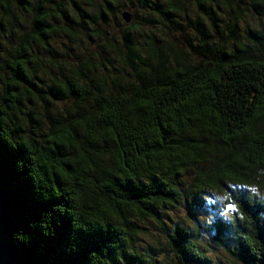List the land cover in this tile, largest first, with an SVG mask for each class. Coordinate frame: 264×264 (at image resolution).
I'll return each instance as SVG.
<instances>
[{
    "label": "trees",
    "instance_id": "16d2710c",
    "mask_svg": "<svg viewBox=\"0 0 264 264\" xmlns=\"http://www.w3.org/2000/svg\"><path fill=\"white\" fill-rule=\"evenodd\" d=\"M0 185L24 264H264V0H0Z\"/></svg>",
    "mask_w": 264,
    "mask_h": 264
},
{
    "label": "water",
    "instance_id": "95a60500",
    "mask_svg": "<svg viewBox=\"0 0 264 264\" xmlns=\"http://www.w3.org/2000/svg\"><path fill=\"white\" fill-rule=\"evenodd\" d=\"M126 22L130 21L127 12L122 13ZM14 217L8 192L0 185V264H24L14 243Z\"/></svg>",
    "mask_w": 264,
    "mask_h": 264
},
{
    "label": "rangeland",
    "instance_id": "374dc122",
    "mask_svg": "<svg viewBox=\"0 0 264 264\" xmlns=\"http://www.w3.org/2000/svg\"><path fill=\"white\" fill-rule=\"evenodd\" d=\"M192 13H194V11ZM182 23L185 24V22H182ZM200 213H201V217L205 220H209L215 217L217 214L212 209H205V210H202ZM209 254L213 257V264H229V260L231 259L229 255H227L225 251H222V250H215L211 252L209 251Z\"/></svg>",
    "mask_w": 264,
    "mask_h": 264
}]
</instances>
